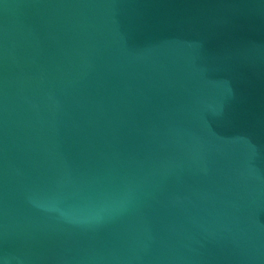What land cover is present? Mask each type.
<instances>
[{
	"label": "water",
	"instance_id": "water-1",
	"mask_svg": "<svg viewBox=\"0 0 264 264\" xmlns=\"http://www.w3.org/2000/svg\"><path fill=\"white\" fill-rule=\"evenodd\" d=\"M0 264H264V0H0Z\"/></svg>",
	"mask_w": 264,
	"mask_h": 264
}]
</instances>
